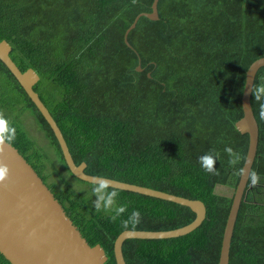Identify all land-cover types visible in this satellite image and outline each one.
Listing matches in <instances>:
<instances>
[{"label":"trees","instance_id":"trees-1","mask_svg":"<svg viewBox=\"0 0 264 264\" xmlns=\"http://www.w3.org/2000/svg\"><path fill=\"white\" fill-rule=\"evenodd\" d=\"M152 2L0 0V41L11 44L10 56L22 71L33 68L39 74L34 90L76 164L86 162V173L205 203L206 218L188 234L126 239V263L218 264L232 204L225 188H236L241 176L236 172L248 151L249 136L235 123L243 115L246 71L264 56V0H159V18L141 16L128 34V45L126 29L139 13L152 11ZM262 81L264 66L253 86ZM251 102L259 124L251 171L260 181L253 186L248 180L229 264H264V120L253 95ZM0 112L16 129L11 144L33 165L89 244L105 249V264H117L114 242L124 230L120 220L133 210L141 213L136 230H172L195 219L186 205L118 189L117 203L127 204L128 210L112 222L110 213L95 211L92 183L89 193L63 178L60 186L46 161L62 177L59 157L73 174L54 131L1 59ZM25 112L44 132L53 155L28 134L20 118ZM228 146L242 156L235 166L228 163ZM209 152L219 153V175L205 172L199 163ZM0 264L11 263L0 253Z\"/></svg>","mask_w":264,"mask_h":264},{"label":"water","instance_id":"water-1","mask_svg":"<svg viewBox=\"0 0 264 264\" xmlns=\"http://www.w3.org/2000/svg\"><path fill=\"white\" fill-rule=\"evenodd\" d=\"M159 0H153L152 11L139 13L124 33V40L129 44L128 34L136 26L141 16L158 19ZM11 44L0 41V59L20 82L28 96L41 111L60 144L66 164L77 178L92 183L93 177L85 172L86 162L76 164L69 150L67 141L56 120L41 100L34 85L40 79L39 74L28 68L22 71L10 56ZM264 66V56L254 60L245 75L242 93L243 115L235 123L236 128L249 136V145L239 182L232 190V204L226 220L218 264H229L230 247L238 211L244 196L248 177L257 155L259 141V124L255 117L251 89L260 67ZM142 70L141 66L137 67ZM0 163L10 170L9 179L0 184V253L11 264H105L108 260L101 244L90 245L81 234L73 220L68 216L62 204L55 197L33 165L20 153L13 144H5L0 152ZM117 189L129 190L141 194L170 200L190 207L195 219L172 230H123L115 239L114 256L117 264H127L123 254V243L128 238H171L185 235L195 230L206 218L207 208L200 199H192L152 187L138 185L108 178ZM221 186H218V188Z\"/></svg>","mask_w":264,"mask_h":264},{"label":"clouds","instance_id":"clouds-1","mask_svg":"<svg viewBox=\"0 0 264 264\" xmlns=\"http://www.w3.org/2000/svg\"><path fill=\"white\" fill-rule=\"evenodd\" d=\"M251 93L254 97V100L259 103V118L264 120V81L253 86ZM15 138V127H12L8 119L4 116L3 112H0V152H3L5 144L11 145ZM224 151L229 157L228 163L230 166H235L242 160L240 153L234 151L232 147H225ZM218 157V152H209L201 155L198 159L205 172L212 175H219V172L216 170V162ZM244 173V169H239L236 172L237 175ZM9 174L10 170L8 166L6 164L0 163V184H4L9 179ZM247 177L253 186H256L260 181V177L255 171H248ZM92 195L95 197L93 201L95 211L110 213L111 215L109 216V219L112 222L120 219L128 210L127 204L120 205L117 203L119 190L113 186L110 180L102 175L93 177ZM140 223L141 213L138 210H133L130 214H128L126 219L120 220L121 227L127 231H135Z\"/></svg>","mask_w":264,"mask_h":264},{"label":"rangeland","instance_id":"rangeland-1","mask_svg":"<svg viewBox=\"0 0 264 264\" xmlns=\"http://www.w3.org/2000/svg\"><path fill=\"white\" fill-rule=\"evenodd\" d=\"M16 111H11V114H16ZM20 118L24 123V126H26L28 134L34 139L36 140V143L41 146L42 148L46 149L49 153L52 154V152L50 151V149L48 148V144L49 141L47 140L46 136L44 135V132L42 130H40V128L38 127V125L36 124V122L34 121V118L28 113L25 112L24 114H20ZM54 148H52L53 150ZM55 152V149L53 150ZM56 153V152H55ZM53 155V154H52ZM58 162L60 163L62 169H60V165H57V171L60 169L61 171V176L60 177L58 174H55V171H53V167L51 162H47L46 161V165L48 167V172H51V178L53 177L54 180L56 179L57 181L60 182V186H63V183L61 182V179H66L67 181H69L71 183V185L76 188L77 190H81L83 192L89 193L91 191V184L89 182L86 181H81L80 179L76 178L75 176L71 175L70 172L65 168V165H63L62 161L60 160L59 157H57ZM54 162V160H53ZM55 163V162H54ZM57 173V172H56ZM58 182V183H59ZM220 189L222 187H219ZM227 193H232V189L229 188H225Z\"/></svg>","mask_w":264,"mask_h":264},{"label":"flooded vegetation","instance_id":"flooded-vegetation-1","mask_svg":"<svg viewBox=\"0 0 264 264\" xmlns=\"http://www.w3.org/2000/svg\"><path fill=\"white\" fill-rule=\"evenodd\" d=\"M262 186H263V188H264V184H261ZM264 190V189H263Z\"/></svg>","mask_w":264,"mask_h":264}]
</instances>
